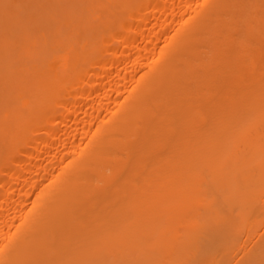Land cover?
<instances>
[{"label":"bare ground","instance_id":"1","mask_svg":"<svg viewBox=\"0 0 264 264\" xmlns=\"http://www.w3.org/2000/svg\"><path fill=\"white\" fill-rule=\"evenodd\" d=\"M0 264H264V0H0Z\"/></svg>","mask_w":264,"mask_h":264}]
</instances>
